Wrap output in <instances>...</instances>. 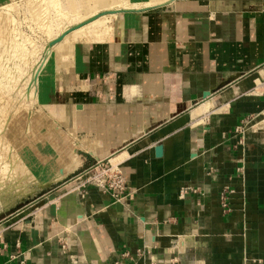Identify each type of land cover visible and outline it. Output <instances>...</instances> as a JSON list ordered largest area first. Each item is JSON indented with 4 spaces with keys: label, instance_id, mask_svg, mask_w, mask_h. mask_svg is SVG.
<instances>
[{
    "label": "crops",
    "instance_id": "crops-1",
    "mask_svg": "<svg viewBox=\"0 0 264 264\" xmlns=\"http://www.w3.org/2000/svg\"><path fill=\"white\" fill-rule=\"evenodd\" d=\"M144 3L67 60L47 55L37 107L76 163L0 192V212L15 209L0 219V264H113L124 251V264H264V0ZM120 149L124 199L92 184L81 194L75 177L48 189L90 165L81 153ZM186 186L197 191L181 196Z\"/></svg>",
    "mask_w": 264,
    "mask_h": 264
},
{
    "label": "rangeland",
    "instance_id": "rangeland-1",
    "mask_svg": "<svg viewBox=\"0 0 264 264\" xmlns=\"http://www.w3.org/2000/svg\"><path fill=\"white\" fill-rule=\"evenodd\" d=\"M86 12L81 0H0V192L21 182L25 190L35 185L31 174L38 166L44 171L73 161L74 155L64 160V139L37 107L36 82L51 50L62 57L63 44L81 40L80 26L94 38L99 27L81 21ZM71 26L60 42L49 45ZM41 190L4 197L14 198L12 207H23ZM14 210L0 212V219Z\"/></svg>",
    "mask_w": 264,
    "mask_h": 264
},
{
    "label": "built area",
    "instance_id": "built-area-1",
    "mask_svg": "<svg viewBox=\"0 0 264 264\" xmlns=\"http://www.w3.org/2000/svg\"><path fill=\"white\" fill-rule=\"evenodd\" d=\"M130 157V154L126 149H120L104 160L95 161L88 167H85L77 174L75 179L78 181L79 192L83 194L87 184H92L109 194L114 200L120 201L126 197V185L124 175L121 171L120 165ZM240 172V168H238ZM213 172L212 168H209L208 173ZM197 187L186 186L181 189V196H185L190 192H196ZM230 190L224 188L219 195V202L224 211L229 210L227 193ZM62 248L66 249V244H62ZM137 255L143 254L142 250H137ZM121 258H131V253L128 251L122 252ZM115 261L113 264H124L122 259Z\"/></svg>",
    "mask_w": 264,
    "mask_h": 264
},
{
    "label": "bare ground",
    "instance_id": "bare-ground-1",
    "mask_svg": "<svg viewBox=\"0 0 264 264\" xmlns=\"http://www.w3.org/2000/svg\"><path fill=\"white\" fill-rule=\"evenodd\" d=\"M136 1L137 0H81V6L83 7V9L87 10V12L84 15H81L80 19L81 21L87 23L89 26L90 25L93 26L97 24L96 26H98L99 28H97L95 34L96 36L101 37L102 35H105L110 31L112 26V19L115 16V12L117 10L123 9L124 7L130 8V6L134 5ZM140 1H144L145 3H147L150 0H140ZM161 1L163 2L165 0H151V3L155 4V3H160ZM82 29L83 27L80 26L78 32V33H82L81 40L84 41L89 40L88 32ZM69 37L70 36H68V38ZM73 44L74 43L63 44V48H62L63 60H67L69 58Z\"/></svg>",
    "mask_w": 264,
    "mask_h": 264
},
{
    "label": "water",
    "instance_id": "water-1",
    "mask_svg": "<svg viewBox=\"0 0 264 264\" xmlns=\"http://www.w3.org/2000/svg\"><path fill=\"white\" fill-rule=\"evenodd\" d=\"M120 11H123V10H117V11L115 12V14L118 13V12H120ZM75 27H76V26H75ZM72 29H73V26H71V27H70L69 29H67L65 32H63L62 34H60L59 36H57L56 38H54L51 42H49V45L52 46V45H55V44H57L58 42H60V41L63 39V37L65 36V33H67L68 30L70 31V30H72ZM208 94H209V92H204V93H203V97H206ZM155 153H156V155H158V156L161 155V153H162V146H161V145H158V146L155 147ZM81 154H83V155H84V156L90 161V164L93 163V160H94V159H92L91 156H90L88 153H85V152H84V153H81ZM78 172H79V171L73 172L70 176H67V177H65V178H63V179H61V180H58L56 183L51 184V186H53V185L58 186L59 184L63 183L64 181H66V180H68V179L74 177L75 174H77ZM51 186H48V189H50ZM45 191H46V190H45ZM42 193H44V191H43ZM42 193H39L38 196H40ZM38 196H37V197H38ZM37 197H36V198H37Z\"/></svg>",
    "mask_w": 264,
    "mask_h": 264
}]
</instances>
